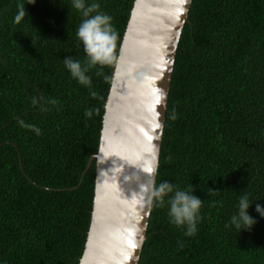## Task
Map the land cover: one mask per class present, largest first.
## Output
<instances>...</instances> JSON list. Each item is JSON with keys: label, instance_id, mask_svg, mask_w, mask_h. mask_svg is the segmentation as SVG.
Instances as JSON below:
<instances>
[{"label": "trees", "instance_id": "obj_1", "mask_svg": "<svg viewBox=\"0 0 264 264\" xmlns=\"http://www.w3.org/2000/svg\"><path fill=\"white\" fill-rule=\"evenodd\" d=\"M134 1L96 0L119 39L110 65L89 66L71 0H0V264H79L96 161L87 165ZM18 4L27 14L15 23ZM67 56L88 68L90 86L72 78ZM162 181L193 187L203 201L198 230L185 236L167 204L152 203L138 264H264L256 211L264 205V0H192L166 108ZM244 195L256 223L240 231L230 220Z\"/></svg>", "mask_w": 264, "mask_h": 264}, {"label": "water", "instance_id": "obj_2", "mask_svg": "<svg viewBox=\"0 0 264 264\" xmlns=\"http://www.w3.org/2000/svg\"><path fill=\"white\" fill-rule=\"evenodd\" d=\"M192 0H135L115 61L94 161L93 208L79 264H138L146 242L166 108Z\"/></svg>", "mask_w": 264, "mask_h": 264}, {"label": "clouds", "instance_id": "obj_3", "mask_svg": "<svg viewBox=\"0 0 264 264\" xmlns=\"http://www.w3.org/2000/svg\"><path fill=\"white\" fill-rule=\"evenodd\" d=\"M35 3L36 0H27V4ZM71 8L77 10L83 17L76 29V38L83 45L88 65H110L113 62L116 42L119 39V34L112 24V17L100 10L101 6L96 0H92L91 3H88L87 0H71ZM17 10L18 13L14 18L15 23H19L27 14L23 4H18ZM63 62L72 78L79 84L91 85V78L86 75L88 68L82 67L79 60L67 56ZM35 103L34 99L33 104ZM19 124L21 127H29L39 134V129L32 125H25L23 120H20ZM151 184L149 203H154L157 207H164L167 204L170 223L177 228L184 229L185 236H194L198 230L197 223L200 219L203 201L193 194V187L190 186L187 191L181 190L168 181H162L157 186L154 177ZM252 204L247 195L241 196L238 212L232 215L230 225L240 231L250 230L256 223V220L248 212ZM256 211L261 218H264V205L257 203ZM225 227H229V225H225Z\"/></svg>", "mask_w": 264, "mask_h": 264}]
</instances>
